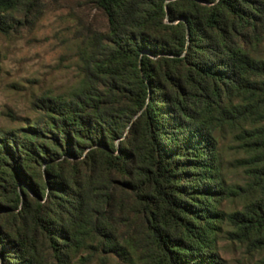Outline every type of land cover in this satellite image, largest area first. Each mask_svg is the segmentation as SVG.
Listing matches in <instances>:
<instances>
[{"label":"trees","instance_id":"trees-1","mask_svg":"<svg viewBox=\"0 0 264 264\" xmlns=\"http://www.w3.org/2000/svg\"><path fill=\"white\" fill-rule=\"evenodd\" d=\"M44 1L0 0V36ZM83 1L79 80L0 128V264H229L223 235L264 264V0Z\"/></svg>","mask_w":264,"mask_h":264},{"label":"rangeland","instance_id":"rangeland-1","mask_svg":"<svg viewBox=\"0 0 264 264\" xmlns=\"http://www.w3.org/2000/svg\"><path fill=\"white\" fill-rule=\"evenodd\" d=\"M42 16L32 26L11 37L0 36V128L20 127L34 117L33 95L59 94L80 78L82 40L91 32H105V16L83 0H45ZM230 138L222 143L226 179L243 184V172L232 166L237 157ZM230 211L238 202L226 201ZM219 253L229 264H256L258 256L249 255L223 235Z\"/></svg>","mask_w":264,"mask_h":264}]
</instances>
